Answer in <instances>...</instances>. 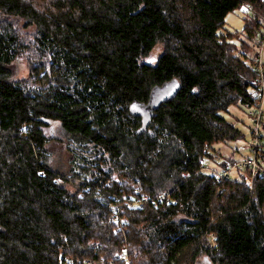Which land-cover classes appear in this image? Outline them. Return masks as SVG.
I'll list each match as a JSON object with an SVG mask.
<instances>
[{
	"label": "trees",
	"instance_id": "1",
	"mask_svg": "<svg viewBox=\"0 0 264 264\" xmlns=\"http://www.w3.org/2000/svg\"><path fill=\"white\" fill-rule=\"evenodd\" d=\"M243 7L246 40L222 32ZM262 17L264 0H0V264H264V167L251 184L204 170L242 137L222 113L259 102ZM20 21L37 29L29 80ZM54 121L68 174L50 164Z\"/></svg>",
	"mask_w": 264,
	"mask_h": 264
},
{
	"label": "rangeland",
	"instance_id": "2",
	"mask_svg": "<svg viewBox=\"0 0 264 264\" xmlns=\"http://www.w3.org/2000/svg\"><path fill=\"white\" fill-rule=\"evenodd\" d=\"M250 15L247 7H243L230 13L225 19V25L222 32H230L232 34L238 35L241 40H246L245 35V20ZM262 21L264 18L262 17ZM17 28L21 34L23 43L25 44V53L18 59L15 63L16 79L29 80L30 66L32 60L38 59L39 55L35 53V45L37 40V29L35 26H29L26 22L20 21L17 23ZM234 44L239 46L240 40L234 38L232 40ZM256 41L253 44V48L257 53L259 49L255 48ZM165 52V46L163 43L158 44L151 54L142 59V63L147 65L155 66L158 62L159 57ZM263 63H264V53H263ZM173 87L165 88L164 91H160L158 96L162 94L170 95L173 93ZM252 109L245 108L241 105L231 106L229 111L222 113V115L227 119L228 122L235 125V127L241 132L242 137L237 141H228L226 143H219L212 146L213 158L207 159L204 162L205 171L208 174L222 173L223 169L221 163L228 164L230 169V178L233 180H243L249 181L251 184V179L249 176V171L245 168L238 169L234 168V165L241 164L243 161L252 158L254 156V151H256V146H259L260 151V161L264 160V103H263V120L260 123L259 128L256 127V121L250 116ZM258 130L259 139H255V134ZM44 134L48 139L47 149L51 157V167L55 170L62 172L63 174H68L70 170L71 161L73 159L71 150L72 147L71 139L63 130L61 123L59 121L51 122L48 128L44 129ZM254 173V172H253ZM248 182V183H249ZM197 264H210L206 259L201 258Z\"/></svg>",
	"mask_w": 264,
	"mask_h": 264
},
{
	"label": "built area",
	"instance_id": "3",
	"mask_svg": "<svg viewBox=\"0 0 264 264\" xmlns=\"http://www.w3.org/2000/svg\"><path fill=\"white\" fill-rule=\"evenodd\" d=\"M250 10V9H249ZM255 48L259 49V53L255 51L252 68L254 73L258 76V88H259V102L256 107L251 108L253 111L250 112V116L255 119L256 127L259 128L261 121L263 120V103H264V63H263V53H264V31L263 34L256 40ZM255 139H259L258 130L254 132ZM259 146H256V151H254V156L249 158L241 164L234 165V168L238 169H251L252 172H257L264 167V160L260 161V151ZM264 158V157H263ZM219 179H228L230 178V169L222 173H217ZM122 260L126 259V256L123 254L121 256Z\"/></svg>",
	"mask_w": 264,
	"mask_h": 264
},
{
	"label": "water",
	"instance_id": "4",
	"mask_svg": "<svg viewBox=\"0 0 264 264\" xmlns=\"http://www.w3.org/2000/svg\"><path fill=\"white\" fill-rule=\"evenodd\" d=\"M177 85H178V84L175 83L172 89L175 90ZM177 87H178V86H177ZM165 88H169V87H163V88H157V89H155V91H154L153 94H152L151 101H150L149 105H148V106H145V105H141V106H140L141 110H142L146 115H147L149 112L152 113L153 110H154V108H155V106H156L160 101H162V100H166L167 98L171 97V96L174 94V92L176 91V90H175V91L173 90V93H171L170 95L162 94V95L158 96L159 92H160L161 90L164 91Z\"/></svg>",
	"mask_w": 264,
	"mask_h": 264
}]
</instances>
